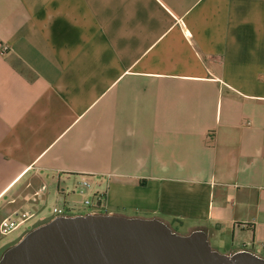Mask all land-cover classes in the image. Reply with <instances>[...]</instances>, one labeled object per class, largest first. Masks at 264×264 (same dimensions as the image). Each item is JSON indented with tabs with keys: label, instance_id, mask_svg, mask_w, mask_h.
<instances>
[{
	"label": "crops",
	"instance_id": "0c3cea01",
	"mask_svg": "<svg viewBox=\"0 0 264 264\" xmlns=\"http://www.w3.org/2000/svg\"><path fill=\"white\" fill-rule=\"evenodd\" d=\"M56 206L264 259V0H0V258Z\"/></svg>",
	"mask_w": 264,
	"mask_h": 264
},
{
	"label": "water",
	"instance_id": "95a60500",
	"mask_svg": "<svg viewBox=\"0 0 264 264\" xmlns=\"http://www.w3.org/2000/svg\"><path fill=\"white\" fill-rule=\"evenodd\" d=\"M0 264H264L251 251L222 253L207 233H179L156 218L110 213L56 216L8 247Z\"/></svg>",
	"mask_w": 264,
	"mask_h": 264
},
{
	"label": "built area",
	"instance_id": "2783aa9c",
	"mask_svg": "<svg viewBox=\"0 0 264 264\" xmlns=\"http://www.w3.org/2000/svg\"><path fill=\"white\" fill-rule=\"evenodd\" d=\"M77 190L80 195L84 197L83 203L86 206L99 207L103 200V191L95 190L93 184L89 179H83L79 182ZM53 212L56 216L66 215L63 207H54ZM14 215L13 217H7L0 223V233L2 235H9L16 229H18L26 220L29 219V215L22 214L21 216Z\"/></svg>",
	"mask_w": 264,
	"mask_h": 264
},
{
	"label": "rangeland",
	"instance_id": "374dc122",
	"mask_svg": "<svg viewBox=\"0 0 264 264\" xmlns=\"http://www.w3.org/2000/svg\"><path fill=\"white\" fill-rule=\"evenodd\" d=\"M88 207H89V206H88ZM87 212H88V210L85 211V213H87Z\"/></svg>",
	"mask_w": 264,
	"mask_h": 264
}]
</instances>
